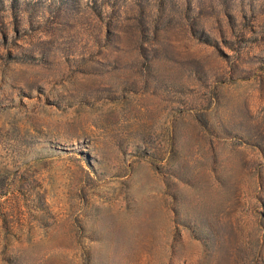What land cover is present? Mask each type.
I'll use <instances>...</instances> for the list:
<instances>
[{
  "label": "rangeland",
  "instance_id": "374dc122",
  "mask_svg": "<svg viewBox=\"0 0 264 264\" xmlns=\"http://www.w3.org/2000/svg\"><path fill=\"white\" fill-rule=\"evenodd\" d=\"M0 264H264V0H0Z\"/></svg>",
  "mask_w": 264,
  "mask_h": 264
}]
</instances>
